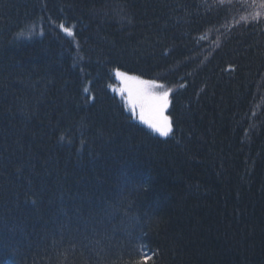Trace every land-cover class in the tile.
<instances>
[{"label":"trees","instance_id":"obj_1","mask_svg":"<svg viewBox=\"0 0 264 264\" xmlns=\"http://www.w3.org/2000/svg\"><path fill=\"white\" fill-rule=\"evenodd\" d=\"M260 4L0 0V264H264Z\"/></svg>","mask_w":264,"mask_h":264},{"label":"snow or ice","instance_id":"obj_2","mask_svg":"<svg viewBox=\"0 0 264 264\" xmlns=\"http://www.w3.org/2000/svg\"><path fill=\"white\" fill-rule=\"evenodd\" d=\"M261 8H264V0H261ZM259 15V13H257ZM60 27L71 35V31ZM125 74L117 72V76L123 77ZM127 81L133 85H143L144 87L129 88V98L132 103L133 111L137 106L140 107V120L161 136H167L170 131L168 117L164 115V110L168 104V91L159 93L151 91L152 88H163V85H156L154 81H141L136 77H126Z\"/></svg>","mask_w":264,"mask_h":264},{"label":"rangeland","instance_id":"obj_3","mask_svg":"<svg viewBox=\"0 0 264 264\" xmlns=\"http://www.w3.org/2000/svg\"><path fill=\"white\" fill-rule=\"evenodd\" d=\"M119 72V71H117ZM123 74H125L123 77H120V76H117V80L114 84V90L115 92L120 95L123 99V101L126 103V106L130 109V111L133 113V115L139 120H140V107L137 106L135 108V111H133V108H132V103L130 101V98H129V88H135V87H144L143 85H133L131 82L127 81L125 78L126 77H136L138 78V80H141V81H146V80H143L135 75H132V74H128V73H125V72H121ZM149 81H152V80H149ZM156 85H160L161 83L157 82V81H154ZM151 91L153 92H156V93H159L161 91H168V93L170 92V90H168L166 87L163 86V88H152ZM169 96V94H168ZM169 100V98H167ZM167 108H168V104H167V107L166 109L164 110V115H166L168 117V114H167ZM168 123H169V126H170V121H169V118H168ZM146 125V124H145ZM171 127V126H170ZM159 134V133H158Z\"/></svg>","mask_w":264,"mask_h":264}]
</instances>
